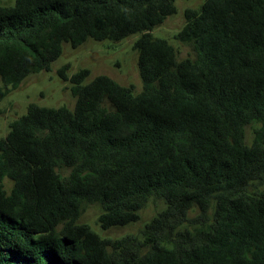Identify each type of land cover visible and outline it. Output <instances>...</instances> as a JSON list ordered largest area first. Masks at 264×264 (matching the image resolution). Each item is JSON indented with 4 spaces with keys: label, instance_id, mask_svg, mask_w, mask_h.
I'll return each instance as SVG.
<instances>
[{
    "label": "trees",
    "instance_id": "1",
    "mask_svg": "<svg viewBox=\"0 0 264 264\" xmlns=\"http://www.w3.org/2000/svg\"><path fill=\"white\" fill-rule=\"evenodd\" d=\"M175 13L177 0L0 3V101L64 43L135 33L143 85L85 82L88 68L69 76L66 64L74 108L32 103L10 123L0 264H264V0L187 8L175 37L193 58L153 34ZM151 199L166 206L140 235L106 238L80 222L98 203L103 230L124 226Z\"/></svg>",
    "mask_w": 264,
    "mask_h": 264
},
{
    "label": "rangeland",
    "instance_id": "2",
    "mask_svg": "<svg viewBox=\"0 0 264 264\" xmlns=\"http://www.w3.org/2000/svg\"><path fill=\"white\" fill-rule=\"evenodd\" d=\"M204 1L177 0V13L168 16L163 24L153 30L156 37L165 38L176 47L179 59L196 56L192 45L179 42L175 36L185 25V10L199 8ZM0 3L14 5L15 0H0ZM139 36V33H135L118 42L89 39L77 48H73L70 43H64L61 56L51 64L49 70L29 75L17 89L0 101V139L9 132L10 123L26 114L28 106L32 103L42 107L74 108L76 98L71 92L72 83L70 80H64L59 74V70L66 64L70 65L69 76L82 68H88L91 74L85 82H89L96 75L106 74L122 85L133 86L135 92H140L143 85L138 68V54L133 48ZM254 127V124L247 126L248 142L252 140ZM6 184L10 187L11 181L6 179ZM165 206L164 201L151 199L140 211L141 218L138 221L103 230L98 220L102 207L95 203L85 208L80 222L88 223L95 232L106 238L116 239L129 234L140 235L146 223ZM197 213L198 211L192 212L191 216Z\"/></svg>",
    "mask_w": 264,
    "mask_h": 264
}]
</instances>
